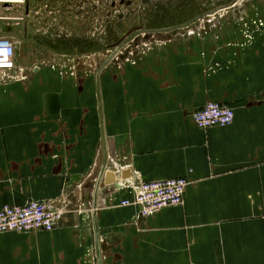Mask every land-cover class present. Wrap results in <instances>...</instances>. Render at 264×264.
<instances>
[{"label": "crops", "instance_id": "crops-1", "mask_svg": "<svg viewBox=\"0 0 264 264\" xmlns=\"http://www.w3.org/2000/svg\"><path fill=\"white\" fill-rule=\"evenodd\" d=\"M25 10L0 2V35L71 45ZM237 20L160 28L130 56L103 51L98 69L0 85V210L44 201L58 215L50 231L0 233V264H264V29L244 39ZM210 102L234 122L200 128L193 114ZM113 167L133 177L102 187ZM177 177L190 181L182 204L121 205L141 182Z\"/></svg>", "mask_w": 264, "mask_h": 264}, {"label": "rangeland", "instance_id": "rangeland-1", "mask_svg": "<svg viewBox=\"0 0 264 264\" xmlns=\"http://www.w3.org/2000/svg\"><path fill=\"white\" fill-rule=\"evenodd\" d=\"M29 1L33 6L29 20L53 27L54 32L49 34H58L59 40L68 41L71 45L63 46L59 51L42 46L35 30L29 39H24L17 32V57L27 75L36 67L98 69L104 60L99 59L103 51L107 52L110 61H116V55L120 53L130 56L136 49L144 50L149 43L165 36L166 30L160 28L178 31L193 24L229 22L237 18L241 19L237 20L241 36L250 40L260 37L264 29V0ZM19 11L22 9L15 10L17 14ZM79 40L84 41L82 46L77 44ZM74 52L77 55L91 54V60L75 62L76 66L73 61H59L60 55Z\"/></svg>", "mask_w": 264, "mask_h": 264}, {"label": "built area", "instance_id": "built-area-1", "mask_svg": "<svg viewBox=\"0 0 264 264\" xmlns=\"http://www.w3.org/2000/svg\"><path fill=\"white\" fill-rule=\"evenodd\" d=\"M24 1V0H22ZM5 2V1H0ZM0 17V31H1ZM26 78L19 65L17 44L14 39L0 35V85ZM200 128L226 127L234 122L235 108L220 102H210L193 114ZM190 181L186 177L144 181L131 198L121 201L123 206L139 207V215L145 216L168 206L180 205ZM58 215L44 201H30L24 205H4L0 210V233L26 232L35 229H54Z\"/></svg>", "mask_w": 264, "mask_h": 264}, {"label": "water", "instance_id": "water-1", "mask_svg": "<svg viewBox=\"0 0 264 264\" xmlns=\"http://www.w3.org/2000/svg\"><path fill=\"white\" fill-rule=\"evenodd\" d=\"M122 177L123 180L131 179L133 177V172L130 169L122 171ZM125 181L120 183V181L116 179V169L110 168L108 171L104 181L102 182V187H105L107 185H112L115 188H121L123 185L121 184H126ZM128 184V183H127Z\"/></svg>", "mask_w": 264, "mask_h": 264}, {"label": "flooded vegetation", "instance_id": "flooded-vegetation-1", "mask_svg": "<svg viewBox=\"0 0 264 264\" xmlns=\"http://www.w3.org/2000/svg\"><path fill=\"white\" fill-rule=\"evenodd\" d=\"M24 3H26V10H25V14H26V16H30V13H31V11H30V4H29V0H25L24 1ZM28 19H29V17H28ZM24 22H25V19L23 20ZM68 60H70V59H72V58H67ZM71 62V61H70ZM40 67H36V70H38Z\"/></svg>", "mask_w": 264, "mask_h": 264}, {"label": "bare ground", "instance_id": "bare-ground-1", "mask_svg": "<svg viewBox=\"0 0 264 264\" xmlns=\"http://www.w3.org/2000/svg\"><path fill=\"white\" fill-rule=\"evenodd\" d=\"M0 1H5V2H20V1H22V0H0Z\"/></svg>", "mask_w": 264, "mask_h": 264}]
</instances>
